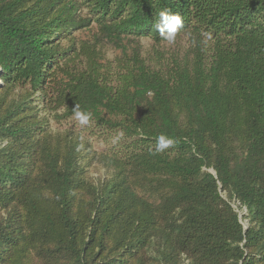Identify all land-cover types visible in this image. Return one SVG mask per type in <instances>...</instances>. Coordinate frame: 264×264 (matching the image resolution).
<instances>
[{"label":"trees","instance_id":"16d2710c","mask_svg":"<svg viewBox=\"0 0 264 264\" xmlns=\"http://www.w3.org/2000/svg\"><path fill=\"white\" fill-rule=\"evenodd\" d=\"M165 9L193 56L127 53L165 41ZM84 29L121 55L77 47ZM75 104L89 123L52 131ZM183 260L264 264V0H0V264Z\"/></svg>","mask_w":264,"mask_h":264},{"label":"rangeland","instance_id":"374dc122","mask_svg":"<svg viewBox=\"0 0 264 264\" xmlns=\"http://www.w3.org/2000/svg\"><path fill=\"white\" fill-rule=\"evenodd\" d=\"M92 33H94V30L91 29L77 31L75 33L77 47H79L78 45L82 44L89 45V49L93 50L97 54L99 61L113 60L114 58H117L121 55L124 48L97 41L92 36ZM135 44H138L141 56L145 58L147 62H153L156 65H158L161 60L170 62L173 58H177L179 60L185 57L191 58L195 48L194 44L185 34L177 36L175 42L172 44H169L167 41L156 43L149 37H142L137 40V43L135 40L123 41V45L127 46L125 50L127 53L131 51V46ZM61 45L67 47L69 46V42L64 40L62 41ZM48 122L52 131H64L70 129L81 132L80 122L76 118H50ZM90 130L86 132L85 135L89 137L93 149L97 152H106V150L112 145L113 138L108 137L106 133L102 134L101 131H97V134L92 136L89 134ZM88 169L90 170V175L94 182H96L99 177H102L106 174L105 169L96 163L92 164ZM223 197H225L224 194ZM231 205L238 212L240 217L245 212L243 207L241 209L237 207L238 202H231ZM241 221L243 225L246 226L247 221L245 219ZM182 264H187V260H183Z\"/></svg>","mask_w":264,"mask_h":264},{"label":"clouds","instance_id":"9594fccd","mask_svg":"<svg viewBox=\"0 0 264 264\" xmlns=\"http://www.w3.org/2000/svg\"><path fill=\"white\" fill-rule=\"evenodd\" d=\"M184 22L178 13H172L170 10H161L158 13V19L153 25L160 37L169 44L175 42L177 33L183 27ZM74 116L81 125H87L90 120V114L79 109V105L75 104ZM173 144V140L161 134L156 138L155 152L160 153L168 149Z\"/></svg>","mask_w":264,"mask_h":264}]
</instances>
